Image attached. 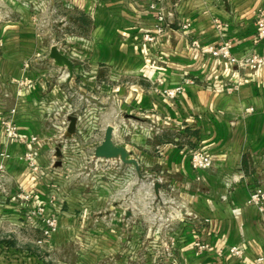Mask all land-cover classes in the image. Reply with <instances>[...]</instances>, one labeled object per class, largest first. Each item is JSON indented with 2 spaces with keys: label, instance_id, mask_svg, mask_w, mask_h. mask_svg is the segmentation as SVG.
I'll return each mask as SVG.
<instances>
[{
  "label": "crops",
  "instance_id": "0c3cea01",
  "mask_svg": "<svg viewBox=\"0 0 264 264\" xmlns=\"http://www.w3.org/2000/svg\"><path fill=\"white\" fill-rule=\"evenodd\" d=\"M3 1L7 5L0 7V264H16L1 261L13 252L9 226L28 210L43 207L46 217L57 215L58 223L47 251L56 253L71 244L73 264H97L102 258L105 264L112 262V257L123 256V242L130 246L132 261H137L143 236L151 240L146 252L154 258L161 254L162 238L166 264H257L264 258V213L249 204L255 189L264 192V63L254 70H239L203 52L231 42L237 58L250 53L264 57V39L254 43L264 0H49L89 24L85 37L75 36L74 24L69 26L62 17L59 29L63 33L67 27L72 35L56 46L73 65L71 77L49 60L55 43L46 44L35 28L33 15L44 11L48 1L39 0L37 9L27 0ZM158 11L168 27L147 42L144 35H154L159 24ZM184 24L190 27L181 31ZM193 41L200 49L192 46ZM179 85H184V92L176 99L162 95ZM69 116L77 118L72 136L66 132ZM98 119L103 120L102 136L107 127H114L113 143L152 178V188L146 183L141 191L144 199L152 194L156 200L152 224L157 220L154 210L168 211V235L160 238L157 229L142 234L137 225L128 231L135 217H97L126 192L101 184L96 171L74 164L72 173L77 176L72 185L63 180L66 165L56 167L57 159L66 156L60 154L62 140L81 147L73 151L80 162H101L94 151L103 138L91 143L82 135L100 131ZM5 120L15 125L18 139L7 136ZM146 128L154 132L152 137ZM195 150L211 158L210 169L193 168L190 155ZM27 154H32L31 165ZM81 174L87 175V183L79 180ZM154 183L160 185L158 196ZM141 223L145 220L139 219V228ZM197 243L209 249L197 255ZM232 247L242 256L231 254Z\"/></svg>",
  "mask_w": 264,
  "mask_h": 264
},
{
  "label": "rangeland",
  "instance_id": "374dc122",
  "mask_svg": "<svg viewBox=\"0 0 264 264\" xmlns=\"http://www.w3.org/2000/svg\"><path fill=\"white\" fill-rule=\"evenodd\" d=\"M45 1H48L45 6V10L39 12L35 16L33 15V19L35 22L34 24L36 25V30L40 35H42V38L44 39L46 44L50 45L51 43H55V45H61L67 40L66 35H72L71 31L68 30L67 27H65V32L63 33L59 29V26L62 25V17H64L65 22H68L69 26L74 24L73 27L76 30V32L74 31V33L77 34H74L75 36L85 37L86 32L89 29V24L85 18L78 17L75 14L72 16L70 12L63 13L61 8L59 6L57 7L54 1L51 2L49 0H41V3L44 4ZM26 2L30 4L31 8H39V0H27ZM6 5V1L0 0V7L5 8ZM119 120L122 119L119 118ZM101 121L103 122V120L101 119H98L97 121L98 126L100 127V131L98 130L91 133H89V130L83 131L84 134L82 135L87 138V141L92 143L104 138V136H102L103 127L99 125V122L101 124ZM118 122H116V124L114 122V125H117ZM90 123L92 124V122ZM146 129L147 133H149V137H152L154 135V132L151 130V128ZM139 130H141L140 127ZM96 133H98V136ZM131 135L132 133L126 136V141ZM72 144L73 143H67L64 140H62L61 144H59L61 151L64 152L59 153L62 154V156L66 155L63 158L60 156L57 159L58 163L56 164V167L60 166L62 163L66 165L67 170L65 171L66 175H64L63 180L68 182L71 186V180L74 178V175L77 176V174L72 173L73 170L71 166H73L74 164L75 166H78L79 164L81 168H83L86 172L93 171L94 173L96 171L97 175L100 174V176L97 178V181L101 182V184L107 183L112 187H122L123 192H126L121 200H119V195L117 196V198L115 199L116 201L111 207V210L99 211L96 213L97 217H103L105 215H112L113 217H115L119 215V217L123 219L127 216V214H129L128 218L126 219L128 220L135 217V221L133 224L129 225L128 231H133L131 228H133V226L135 225L138 226L137 231L142 234H151L154 230L157 229L159 230L158 233L160 235V238L161 236H166L171 232L169 213L161 207L154 210L153 217L157 220H155L156 222L152 224V202H154V207H157L155 205L156 200L153 198L152 194L150 195L148 200L144 199L143 191H141V186L146 183L149 184L152 188V178L143 173V171L140 169L139 163L135 159L131 158V155L127 151L126 152L128 154V158L135 160L137 162V165L125 164L121 162L120 159H98L99 161H101L99 163H86V161L83 160L82 162H80L79 160H77L79 157L73 156V151L74 149H81V147ZM79 177V180L82 182V184L87 183V175L81 174ZM55 178L61 179L58 175H56ZM56 182L59 183V180L57 179ZM55 186L59 187L58 184ZM55 193H58V191H55ZM54 194L52 193L50 197V199L52 200L50 201L52 202L51 205H53L56 200ZM26 200H29V198H27ZM116 210H118V212L120 211V213H116ZM46 211L47 209L45 207L38 208L37 210H28L23 218L18 217L16 220H14V224L9 226L10 232L12 234L11 241H14L12 243L13 245H11L13 252L12 255L10 254V256L8 257H2V262L14 261L16 264H27L26 259H31L30 264H73L75 262L76 256L74 254V247L71 244L67 245L63 249H60L56 253H50L47 251V245L51 239V236L58 229V223L57 215L51 213V215L46 217ZM140 214L142 215V217L139 218ZM139 219L145 220V223L140 224V228ZM125 231L127 230L125 229ZM123 243V256L118 255L116 257H112V262L108 261L107 264H166L167 262L163 258V248L165 247L162 242V238L160 239V242H158V250H160L161 254L158 258H154L151 256V254H148V252H146V249L151 246L152 242L149 239H145L143 236L139 244L140 247L137 261H132V259L134 260V255L131 254L132 252L129 249L130 246L128 248V244L125 242ZM5 245L3 246L6 247ZM1 249L3 251L6 250L5 248ZM128 250L129 253L127 252ZM36 258H38L39 260H37ZM97 264H105L103 258Z\"/></svg>",
  "mask_w": 264,
  "mask_h": 264
},
{
  "label": "built area",
  "instance_id": "2783aa9c",
  "mask_svg": "<svg viewBox=\"0 0 264 264\" xmlns=\"http://www.w3.org/2000/svg\"><path fill=\"white\" fill-rule=\"evenodd\" d=\"M151 9H155V7L152 5L150 7ZM257 31H256V38L254 40V43H258L261 40L264 39V10H260L257 14ZM157 21L159 24L154 29V35L146 34L144 35V40L147 42H153L155 39L162 35L165 32V29L168 27L165 24L164 16L162 15L161 11H158ZM215 25L217 28L220 27V24L218 21H215ZM190 27L189 24H184L180 27L181 31H186ZM192 46L196 49H200L199 43L197 41L192 42ZM233 45L231 42H224L221 46L218 48H206L203 49V52L206 54H209L211 57L215 58H221L224 60L229 61L232 64L236 65L237 69H256L260 65L264 63V57H259L254 55L253 53H250L246 56H243L241 58H237L232 54ZM152 66H155V63H152ZM160 83V81H159ZM187 83H190L187 81ZM184 92V85H179L174 88H170L167 90H164L162 92V95L165 96V98L169 100H174L178 96H180ZM3 125L5 127V132L7 136L12 137L14 139H18V131L15 125L11 122V120H5L3 122ZM65 131V127L62 129ZM25 159L27 162H29V165L32 164V154H27L25 156ZM191 164L194 169L199 171H206L212 167V160L207 155L202 153L199 150H195L190 155ZM34 170H36L34 168ZM25 197V196H24ZM23 197V198H24ZM28 197L26 196L25 199ZM249 204L252 206H256L260 212L264 213V192L261 189H255L254 192L249 197ZM209 249L208 245L205 243H197L195 244V250L197 251V255L202 254L203 252H206ZM230 253L235 255L236 257H241L242 252L236 248L232 247L230 248ZM257 264H264V258H258Z\"/></svg>",
  "mask_w": 264,
  "mask_h": 264
},
{
  "label": "water",
  "instance_id": "95a60500",
  "mask_svg": "<svg viewBox=\"0 0 264 264\" xmlns=\"http://www.w3.org/2000/svg\"><path fill=\"white\" fill-rule=\"evenodd\" d=\"M49 60L53 61V64L57 68L65 69L68 73V77L73 75V65L69 58L62 54L56 45H53L49 51ZM68 126L66 132L69 136H72L76 132L77 118L75 116H69ZM114 128L109 126L106 128L104 138L101 144L95 149L94 157L96 159H120L125 164L137 165L135 160L129 159L126 150L122 147L115 146L112 141ZM155 195H159L160 185L159 183L153 184ZM129 214H127L128 218Z\"/></svg>",
  "mask_w": 264,
  "mask_h": 264
}]
</instances>
